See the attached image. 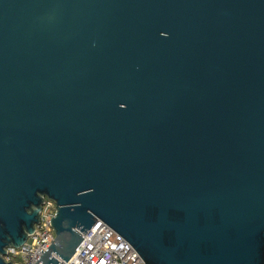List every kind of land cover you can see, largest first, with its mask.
<instances>
[{"label":"water","instance_id":"water-1","mask_svg":"<svg viewBox=\"0 0 264 264\" xmlns=\"http://www.w3.org/2000/svg\"><path fill=\"white\" fill-rule=\"evenodd\" d=\"M47 198L35 264H264V0H0V264Z\"/></svg>","mask_w":264,"mask_h":264},{"label":"built area","instance_id":"built-area-1","mask_svg":"<svg viewBox=\"0 0 264 264\" xmlns=\"http://www.w3.org/2000/svg\"><path fill=\"white\" fill-rule=\"evenodd\" d=\"M55 212L56 203L47 198L35 232L21 247H9L6 260L19 264H35L55 239L51 223ZM82 236L85 239L71 258L59 259V264H145L137 250L102 220H98L86 233L82 232ZM38 264L43 262L39 261Z\"/></svg>","mask_w":264,"mask_h":264}]
</instances>
